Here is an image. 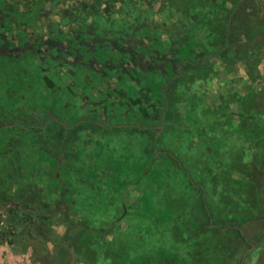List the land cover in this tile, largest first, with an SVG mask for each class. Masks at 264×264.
Returning a JSON list of instances; mask_svg holds the SVG:
<instances>
[{
	"label": "rangeland",
	"instance_id": "1",
	"mask_svg": "<svg viewBox=\"0 0 264 264\" xmlns=\"http://www.w3.org/2000/svg\"><path fill=\"white\" fill-rule=\"evenodd\" d=\"M34 1L0 0V264H85L84 260L104 250L116 252L113 256L119 260L160 264L166 248L171 249L168 253L186 254L187 242L177 238L176 225H190L203 216L186 178L190 175L185 176L166 155L153 159L151 133L131 126L141 125L143 118L153 128L161 123L156 113L158 97L136 78H125L127 70H121L120 80L114 65L103 60L107 47L92 51L80 45L79 52H69L62 37L72 28L90 26L89 33L96 29L109 39L116 25L141 21L166 27L168 31L162 33L169 41L188 31L198 42L212 24L206 21L208 26H201L195 20L189 25L182 19L181 6L172 9L175 21L167 20L170 6L182 0H97L102 6L95 13L79 10L75 0H43L40 7ZM217 8L209 14L220 19L224 10ZM247 11L262 16L264 0L249 5ZM73 39L78 43V38ZM262 39L258 35L252 40L248 65L233 60L229 66L213 54V46L221 42L216 38L207 54L210 71L187 80L183 88L194 91L204 104H228L235 109L244 103L249 110L247 124L262 129ZM242 44L238 38L235 50ZM124 91L134 98L128 100ZM135 97L139 101L133 102ZM131 102L137 107L131 110L137 117L141 114L142 120L125 114ZM178 103L177 109L182 110L183 102ZM245 159L250 172H255L254 152ZM257 159L263 161V157ZM261 161L258 173L264 189ZM50 172L61 183L60 198V187L46 180ZM31 178H39L45 187L37 182L31 185ZM83 180L88 185L80 184ZM214 187L223 191L221 185ZM249 192L244 191L246 198H251ZM254 203L251 199L250 204ZM112 219H118V229L107 236L108 243H98L101 236L96 228L111 226L116 221ZM263 225V216L238 225L249 242L248 247L239 244L242 264H264V233H259ZM73 258L77 262H68Z\"/></svg>",
	"mask_w": 264,
	"mask_h": 264
},
{
	"label": "trees",
	"instance_id": "2",
	"mask_svg": "<svg viewBox=\"0 0 264 264\" xmlns=\"http://www.w3.org/2000/svg\"><path fill=\"white\" fill-rule=\"evenodd\" d=\"M79 3L78 9L87 10L86 12L89 13L97 12L102 6L101 2L96 0H80ZM256 4L257 0H182L179 4L173 3L170 6V15H167V20L175 21L177 17L171 15L181 6L182 19L189 25L195 20L201 26L206 21L212 24L198 42L188 31L179 35L178 39L169 41L162 33V31L165 33L168 31L166 27H160L157 24L156 26L149 25L148 22L144 24L141 21H133L128 26L116 25L117 29L109 39L107 34L104 37V33H99L96 29L87 33L84 26L81 29H71V32L73 30L78 37V43L74 42L69 33L64 34V37H68L65 39H67L66 47L69 52H79L80 45L92 51H95L96 47L98 49L107 47L108 51L104 49L106 57L103 60H109L108 62L114 65L120 80L124 75L130 80L136 78L158 97L156 113L159 118L158 122L162 123V131L158 132L157 128L146 126L147 121L143 116L138 113L139 117H137V114L133 113L137 107L133 106L136 103L132 104V102L128 106L130 118L141 120L143 118V120L140 122L141 125L131 126L151 133V157L153 159L158 160L159 157L166 155L179 169L183 170L185 176L186 172L189 173L190 176L186 178L195 190L194 201H197V205H201V215H203L201 219L190 225H176L177 238H182L187 242L186 254L168 253L171 249L166 248V254L162 255L166 258L160 264H240L244 254L238 250L240 249L239 244L248 247L249 242L238 225L252 216L264 217V204L261 202L264 198V189L260 187L263 177L261 171L258 173L261 159H257L263 157L261 163L264 165V121L262 122L263 128L258 129L254 125H249L250 122L247 124L246 118L249 110L244 103L236 105L235 109L228 104L219 106L204 104L194 91L185 90L182 86L187 80L191 81L195 77L204 76L206 74L203 72L210 71V64H208L210 56L207 54L216 38H221V42L220 46L214 44L213 47L216 50L213 54L218 55L228 65H233V60H241L248 65L252 40L258 35L264 38V13L258 16L253 11L252 13L247 11L249 5ZM217 6L224 10V15L220 19H216V15L209 14L210 12L216 13ZM173 8L175 9L172 10ZM89 9L93 11H88ZM141 26L142 31H140ZM156 28H160L161 32L158 31L156 34ZM238 38L244 44L241 49L235 50ZM109 40L117 46H113ZM99 52L101 53V49ZM95 53L93 52L92 55L95 56ZM129 57L133 61L132 64ZM78 61L76 59L75 62ZM104 68H108L107 65ZM121 70H127L128 73L123 75ZM168 86L172 87V89L169 87V91H167ZM124 92L128 100L134 98L133 95ZM135 99L133 102L139 101L140 98L136 101ZM178 101L183 102L182 110L177 109L180 106L179 103L176 104ZM262 112L264 113V110ZM109 114H111L110 111ZM190 125H192V131L189 129ZM195 135L196 140L193 139ZM250 152H254L256 156V159L251 161L256 169L255 172L253 169L250 172V168L244 164L248 163L245 156ZM215 167L218 172L214 170ZM233 173L239 174V177H235ZM53 179H56L55 182L52 181ZM46 180L53 187H60L59 194L57 192V197L60 198L61 183L58 182L55 172H50ZM30 181L31 185L37 182L39 186L45 187L39 178H31ZM83 183L88 185L84 180L80 182V184ZM214 184L217 187L221 185L223 191L219 193V188L215 190ZM38 188L40 192L43 191L42 188ZM38 188L35 190L37 191ZM241 188L243 191H235ZM248 189L251 191L249 192L251 198L245 197L244 191ZM204 190L206 194L203 197ZM251 199H255L257 203L250 204ZM114 220L116 221L111 223V226L96 228L101 236V239H97L98 243H108L110 239L107 236L115 234V230L119 227L118 219L109 221ZM2 232L6 233L7 230ZM259 233H264V225ZM49 236L51 239L52 236ZM188 237H193V239L186 240ZM53 239L56 243L55 237H52ZM219 247H221L220 250ZM114 254L116 252L108 253L104 250L103 254L97 253L90 260L84 261L85 264H114V262L154 264V261L142 263L136 259L124 261L121 258L119 260L113 256ZM72 261L77 262L74 258L68 262Z\"/></svg>",
	"mask_w": 264,
	"mask_h": 264
},
{
	"label": "flooded vegetation",
	"instance_id": "3",
	"mask_svg": "<svg viewBox=\"0 0 264 264\" xmlns=\"http://www.w3.org/2000/svg\"><path fill=\"white\" fill-rule=\"evenodd\" d=\"M75 1H77L78 3H79V1L80 0H75ZM81 1H84V0H81ZM86 1H93V0H86ZM97 1V0H96ZM98 1H103V0H98ZM105 1V0H104ZM43 2V0H36V1H34V4H36V5H38L39 7H40V5H41V3ZM101 5H102V2H101ZM36 10H38V9H36ZM86 27H88V26H86ZM89 29H91V27L89 26L88 28H87V30H86V32L87 33H89ZM58 32H60L59 30H58ZM70 34V36L72 35V37L74 38V37H77L76 36V34H74L73 33V30H72V32H71V30H70V32L68 31V32H66V34ZM65 38H67L68 39V37H62V39H64V40H66V42H67V39H65ZM78 38V37H77ZM6 41H8V39L6 40ZM4 41H2L1 43H3ZM67 44V43H66ZM59 54H61V53H59ZM128 108H126V112H125V114H127V113H129L128 112ZM156 128H157V130H159L161 127H162V124L161 123H158V124H155L154 125Z\"/></svg>",
	"mask_w": 264,
	"mask_h": 264
},
{
	"label": "water",
	"instance_id": "4",
	"mask_svg": "<svg viewBox=\"0 0 264 264\" xmlns=\"http://www.w3.org/2000/svg\"><path fill=\"white\" fill-rule=\"evenodd\" d=\"M187 174H188V172H187ZM240 264H242V263H240Z\"/></svg>",
	"mask_w": 264,
	"mask_h": 264
}]
</instances>
